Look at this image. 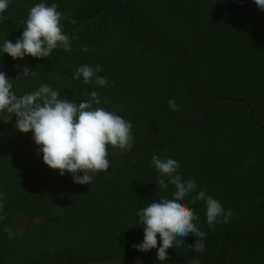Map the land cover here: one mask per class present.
Instances as JSON below:
<instances>
[{"label": "trees", "instance_id": "obj_1", "mask_svg": "<svg viewBox=\"0 0 264 264\" xmlns=\"http://www.w3.org/2000/svg\"><path fill=\"white\" fill-rule=\"evenodd\" d=\"M41 0H13L0 21V45L21 36L28 10ZM57 4L71 51L13 59L0 71L17 95L48 84L81 102L96 91L102 107L132 123L131 151L108 147L111 167L90 185L44 164L30 132L0 114V264H80L135 258L157 264H264V11L254 0H44ZM87 46L88 52L82 51ZM97 64L112 82L85 84L74 73ZM19 65V67H17ZM27 66L35 74L21 76ZM174 99L178 110H170ZM29 151L25 155V151ZM153 155L179 162L197 190L219 200L232 216L206 222L205 205L192 207L206 234L192 251L190 234L169 247L135 250L143 240L138 209L161 191ZM82 175V173H80ZM195 193L186 196L190 200ZM11 229L9 237L4 227ZM160 239L158 234V245Z\"/></svg>", "mask_w": 264, "mask_h": 264}, {"label": "clouds", "instance_id": "obj_2", "mask_svg": "<svg viewBox=\"0 0 264 264\" xmlns=\"http://www.w3.org/2000/svg\"><path fill=\"white\" fill-rule=\"evenodd\" d=\"M13 0H0V21ZM259 9L264 11V0H254ZM63 14L57 10V4L47 5L44 0L34 4L28 10L21 36L13 43L5 39L0 45V54H8L13 59H23L26 56L34 58L50 57L53 50L71 51V37L63 31L61 23ZM87 46L82 51L88 52ZM19 67V65L17 66ZM102 71L100 65H82L74 73L75 79H83L85 84L95 81L97 86H111L112 82L98 75ZM34 71L25 66L21 76L27 78ZM14 79L0 71V114L7 113L15 117V129L20 133L32 132L34 143L39 146L45 165L54 170H60V175L71 174L73 182L80 185H90L99 172H107L111 167L107 146L121 151H131L134 144L132 123L115 112L102 107L101 98L96 91L90 93V99L79 103L69 101L60 96V92L48 84H41L35 91L17 95L13 90ZM170 110H178L174 99H169ZM152 165L160 173L156 182L158 189L163 191L169 185L174 186L170 196H161L151 203L138 209L136 215L139 224L143 225V240L132 247L140 252L157 249V260H164L169 247L179 246L182 238L190 234L198 237L192 251L201 253L205 250L206 234L200 230L199 216L195 214L193 205L203 201L205 205L206 222L211 227L220 222L227 223L232 216L231 210L225 211L216 198L204 190H197V184L192 179H185L178 171L179 162L171 157L161 158L153 155ZM82 173V175L80 174ZM195 195L190 200L184 198ZM3 202L0 200V210ZM2 219V217H0ZM9 237L13 235L8 227L3 229ZM158 234L160 243L158 245ZM139 259V258H138ZM192 264H199L193 259Z\"/></svg>", "mask_w": 264, "mask_h": 264}, {"label": "water", "instance_id": "obj_3", "mask_svg": "<svg viewBox=\"0 0 264 264\" xmlns=\"http://www.w3.org/2000/svg\"><path fill=\"white\" fill-rule=\"evenodd\" d=\"M80 264H157V263L141 260V259H135V258H108V259L84 262Z\"/></svg>", "mask_w": 264, "mask_h": 264}, {"label": "rangeland", "instance_id": "obj_4", "mask_svg": "<svg viewBox=\"0 0 264 264\" xmlns=\"http://www.w3.org/2000/svg\"><path fill=\"white\" fill-rule=\"evenodd\" d=\"M32 135H33V133L32 132H30V137H32ZM38 147L39 146H37L36 144H31V143H29V149L30 150H33V151H38ZM29 154V151H25V155H28Z\"/></svg>", "mask_w": 264, "mask_h": 264}]
</instances>
